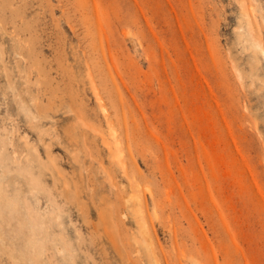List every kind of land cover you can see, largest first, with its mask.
Segmentation results:
<instances>
[{
	"label": "rangeland",
	"instance_id": "1",
	"mask_svg": "<svg viewBox=\"0 0 264 264\" xmlns=\"http://www.w3.org/2000/svg\"><path fill=\"white\" fill-rule=\"evenodd\" d=\"M0 264H264V0H0Z\"/></svg>",
	"mask_w": 264,
	"mask_h": 264
}]
</instances>
